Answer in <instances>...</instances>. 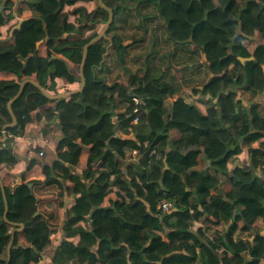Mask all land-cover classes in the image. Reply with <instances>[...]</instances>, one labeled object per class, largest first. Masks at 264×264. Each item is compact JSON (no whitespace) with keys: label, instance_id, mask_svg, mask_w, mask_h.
<instances>
[{"label":"trees","instance_id":"trees-1","mask_svg":"<svg viewBox=\"0 0 264 264\" xmlns=\"http://www.w3.org/2000/svg\"><path fill=\"white\" fill-rule=\"evenodd\" d=\"M64 1L76 3L79 0L27 2V12L33 17L16 28L9 40L0 41V71H13L20 78L19 82L0 80V137L4 135V126L13 122L9 102L18 93L22 79L34 74L48 91L58 93V77L66 76L70 83L78 79L72 64L81 65L85 45L98 31L72 42L60 35L75 33L80 26L92 28L109 19V12L100 5L92 9L82 6L74 12L81 14L77 24L64 11ZM104 3L114 9L115 16L107 36L89 46L83 91L53 100L30 82L23 94L12 102L18 121L7 128L10 136L0 147V264H7L9 260V245L18 224L24 226L16 231L9 264H24L26 259L38 262L49 245L41 240V235L49 236L54 231L50 220L38 211V197L32 187L37 180L28 179L27 171L15 178L6 170L7 165L18 163L12 142L15 136L24 134L35 110L44 120L57 115L67 142L80 146L75 153L60 152V159L54 160L52 166H44L47 183H60L59 179L64 178L69 181L68 195L78 194L75 205L67 212L64 231L68 240L55 249V263L67 264L70 259L71 264H121L120 258L134 251L140 264H156L157 261L160 264H196L193 253L198 247L205 264L261 263L264 235L260 232L253 243L235 241L231 238L233 227L225 237L220 235L214 243L208 244L202 239L208 228L194 231L192 227L202 213L201 206L210 203L214 224L229 222L240 210L245 213L248 224L257 230L264 229V207L262 210L256 207L264 202V181L261 182L254 172L255 167H264V154L252 147L254 141L264 137V105L253 102L245 108L238 98L240 91H237L240 89L250 101L260 94L254 84V70L257 58L264 54V43L255 50V60L243 62L239 56L252 55L241 40L258 35L264 39V8L261 6L264 0H104ZM1 4L4 10L0 11V33L4 28L6 32L12 30L15 25L10 23L14 17V1L0 0ZM152 28L158 32V39L150 42L162 47L164 33L166 42L173 41L178 46L194 44L206 54L210 73L216 77L223 74L218 76L223 90L218 100V117L204 114L196 104L183 97L168 105L167 98L188 80L177 81L172 77L156 84L154 75L159 62L155 59L146 76L131 78L130 85L134 88L117 81L109 83L99 76V70L105 68L111 45L116 49L114 60L119 65L125 63L136 49L129 47L132 38ZM240 28L239 39L229 44L224 42L228 48L223 47V36L235 34ZM49 41L54 43L52 47ZM68 45L73 47L69 49ZM149 46L141 53L134 52L132 57L144 64L143 55ZM181 52L189 57L182 47H177L172 56L179 58ZM21 58L25 59L24 63ZM135 97L141 102L137 103ZM48 101L55 103L53 108L39 109ZM157 107L163 108L164 113L156 112L154 108ZM136 117H139L138 123L134 120ZM141 124H146L148 129L143 130ZM223 125L232 135L229 134V138L216 133L223 131ZM118 132L121 135H116ZM132 132L136 136L128 137ZM238 137L250 138L245 145H250L253 154L251 167L233 169L231 190L225 195L216 193L214 190L220 185L219 170L225 175L229 173L226 166H220L228 158L215 157L222 156L225 140ZM83 150L88 155L83 172L78 173L73 166L81 164ZM135 151L141 152L140 157L129 164L126 175L125 161L133 158ZM203 152L216 167L208 174L197 168ZM166 163L168 167L164 168ZM111 193L120 200L104 208L105 197ZM164 199L174 201L176 210L163 212L161 202ZM87 215H90L92 233L100 241L96 250L98 261L90 255L81 254L72 259L66 254L73 244L69 239L77 235L80 236L78 247L91 246L86 239L87 229L81 224ZM166 227L174 233L169 243L157 248L154 243L150 251L141 250L138 239L142 232L152 235ZM104 228L112 231L109 237H103ZM222 247L233 250L235 258L217 252ZM166 248L176 253L167 255ZM245 251L250 252L252 260L246 262Z\"/></svg>","mask_w":264,"mask_h":264},{"label":"crops","instance_id":"crops-1","mask_svg":"<svg viewBox=\"0 0 264 264\" xmlns=\"http://www.w3.org/2000/svg\"><path fill=\"white\" fill-rule=\"evenodd\" d=\"M13 1H14V7L12 9V13L14 17L12 21H10V23L15 25L12 28V30L8 32L5 31V28L1 31L0 41L9 40L16 28H19L23 22L33 17L31 16V14L27 12V8H26L27 2L29 1L39 2L40 0H13ZM98 5H99L98 0H91V1L79 0L76 3L74 2L70 3L68 1L63 2L64 11L68 12L70 14L71 20H74L75 22H77V24H79L77 17H80L81 14L74 12L78 8L82 6H86L92 9L97 7ZM3 6L4 4L0 5V11L4 10ZM99 24H102V22L96 23V25L98 26ZM96 25H94V27L92 28L86 25L80 26L77 32L71 34L63 33L60 36H63L66 40L72 42L74 40L83 37H88L91 34L97 32L99 27H97ZM103 25L105 26L106 22H104ZM103 28L98 31V34L103 30ZM241 33L242 30L240 28L235 34L223 36L221 44L224 45L223 47L228 48L227 47L228 45H225L224 42L229 44L230 42L236 41L237 39H239L238 36ZM163 37L164 38H162L161 40L162 47H160L159 45H155L154 42H150V41H157L158 39V32L153 28L150 29L146 34L143 31L141 35L134 36L132 38V42L129 47H131L132 50H134L135 48L136 49L132 52V55L128 57L126 62L125 63L122 62L120 63V65L113 58L114 53H116V49L113 45H111L106 55L105 64H104L105 68L104 69L101 68L99 70V76L104 77L109 83L117 81L122 84L128 85L131 88H134L135 86L130 85L131 78L133 80L135 77L143 78L144 76H146L148 71L150 72V67L153 66V61L155 59L156 63L159 62V64L157 65V73L154 75V78L156 79V84H160L162 79L169 81L172 79V77H175L177 81H180L182 79L188 80V83H185L180 90L176 91V93L170 95L167 98L168 105L173 100H176L178 97H183L187 102L196 104L204 114L210 117H218L220 115V106L218 105V100L220 93L223 91L221 80L219 79L218 76L221 77L223 74L218 75L216 77L212 75L213 73H210L208 69L207 56L205 53H203L200 47L195 46L194 44H185V45L179 44L178 46V44H175V42L173 41L166 42V35L164 33H163ZM42 42L43 40L40 41L38 44L41 45ZM241 42L245 45V47H247V49L252 54L249 57L239 56L240 60L246 62L249 60H255L256 56L254 55V52L259 47L260 44L264 43V39L258 35L253 37H247L246 39L241 40ZM166 44L168 47H165ZM53 45L54 43H50L49 41V46L52 47ZM148 45H150L149 46L150 49H148L146 51V54L143 55V57L145 58L144 64L142 60L138 58L134 59L132 57L134 52L141 53L142 49ZM72 47H73L72 45H68L69 49ZM177 47H182L184 53L187 54L189 57L188 58L184 57L181 52L179 53V58H174L172 54ZM56 55L59 57L63 56L62 54L59 55L57 53ZM182 57L184 58V60L180 61V59H183ZM20 60L23 63L25 62V59L23 58H21ZM72 68L77 74L78 79L70 83L67 81L66 76L58 77L57 86H56L58 93H55V91H51V92L48 91V89L43 87L40 84V82L37 81V77L34 74L30 77H24L21 81V85L24 82H26L24 86V90H25L27 83L30 82L34 84L38 83L42 86V88H44L47 91L48 94L53 96L76 91L80 89L82 86L81 65L76 66L72 64ZM213 76L214 79L211 81L210 78H212ZM254 79H255L254 84L260 90V94L254 99V101H250L247 98H245V96L241 93V90L237 89V91H240L238 92V98L241 99L242 105H244L245 108L247 109L250 107V105L253 102L261 103L264 105V54H261L259 58H257V66L254 70ZM0 80H15L19 82L20 78L18 74L13 71H0ZM21 85L19 91L21 89ZM48 94H46L48 98L57 100L60 98L70 97L76 93H73L72 95L67 97H51ZM54 105L55 103L53 101H48L46 104L43 105V107L39 109H44L47 107L53 108ZM154 110L160 114L164 113L163 108L160 107L154 108ZM137 118L138 120L135 121L136 123L139 122V117ZM140 127L146 130L148 129L146 124H141ZM216 133H223L224 136L226 137L228 136V138L230 137L229 136L230 133L226 129V126H224L223 131L219 130ZM116 135H121V133L118 132ZM171 135L173 134L171 133ZM3 136L0 138H3ZM8 136L10 135L8 134ZM127 136L133 137L136 136V133L132 132ZM7 139L0 141V147L3 146V144L7 141ZM249 141H250L249 137H238L235 140L227 139L224 141V145L226 146V148L224 151L220 153L222 156L215 157V159L222 157L228 158V160H226L225 163H223V165L221 163L220 166L221 167L226 166L225 168L228 169L229 175H225L221 170H219L220 185L218 188L214 190V192L223 193L224 195L227 194V192L230 191L232 188L233 182L231 181V177L233 176L232 173L233 169H235L238 166H246L247 168L251 167L253 154L250 152L249 149L250 145H245V143ZM263 141H264V137L252 143V147L258 149L257 152L260 151L261 154H264V146H262V144L264 145V143H262ZM12 146L19 160L18 163L13 166L7 165L6 170L9 172L10 175H12L15 178H19L21 174L27 171L29 174L28 179L37 180L36 183L32 184V187L34 193L38 197V211L39 213H42L46 218L50 220L54 228V231L49 236L41 235V240L49 244L46 251H44V253L42 254L41 259L38 262H34L26 259L24 261V264H58L53 261L54 251L55 249L62 246L65 240H68L66 238L64 231L65 223L68 218L67 212L69 208L75 205V201L77 199L78 194L73 193L72 195H68L67 190L69 186V181L64 178L59 179L60 183H58L57 181H54L51 184L47 183L46 175L44 173V166L48 164L52 166L54 160L60 159L59 158L60 152L69 151L75 153V151H78L80 149V146H71L67 142L62 132V129L59 125V117L57 115L46 117V120H44V119H40L37 110L31 113L30 121L29 124L27 125L24 134L14 137ZM41 152H43V155H41ZM140 154L141 152L139 153L138 151H135L134 157L125 161L124 170L126 175L129 164H131L135 159L137 160L140 157ZM87 155L88 153L86 151L84 153L83 150L80 159L81 164L76 167L73 166V169H75L76 172L78 173L83 172L85 168V158L87 157ZM199 161H200L199 166L197 168L200 170H205L204 171L205 174L215 171L216 168L215 165H213L211 160L205 155V152H203L202 155H200ZM167 167L168 164L166 163L164 168ZM254 172L259 178V180L263 182L264 167L262 166L257 168L255 167ZM101 200H104V198H101ZM116 200H120V198H118V196L115 193H111L110 195L105 197V200L102 205L104 208L106 206H111V204ZM263 204L262 205L260 204L256 207L262 210V208L264 207ZM210 209H211L210 203H206L202 205L201 206L202 213L196 219L192 227L194 231H197L199 228L202 229L208 228L206 234L202 236L204 242L208 244L214 243L216 239L219 238L220 235L225 237L233 227L234 230L231 233L232 236L231 238H233L235 241L244 240L253 243L258 232L264 235V229L257 230L255 226H251L250 224H248L245 218V213H243L240 210L236 211L235 217L229 222L222 221L219 224H214V219L212 218ZM173 210H176L175 206H173V208L168 210L167 212H172ZM89 218L90 215H87L86 221L82 220L81 224L84 228L87 229L86 239L90 241L91 246L80 248L78 247L80 236L77 235L71 237L69 241H71L73 244L72 246L68 247V249L66 250V254L72 259L82 254V255H90L93 260L98 261V255L96 250L97 247L99 246L100 241L92 233ZM259 225H261V221L259 222ZM18 227L20 228V225H18L17 228ZM21 229H23V227L17 230L21 231ZM111 233L112 231L109 228H104L102 230L103 237H109ZM23 235H24L23 233H20L21 237H23ZM172 237H174L173 230L167 227L165 228V230L161 232L152 233V235H148L142 232L141 238L138 239V245L141 247L142 251L148 252L150 251L152 244L155 243L156 248L160 246H164L166 243L170 242ZM164 250H166L165 251L166 254L168 253L167 255L176 253V250H171V248L170 249L166 248ZM217 252H219L221 255L224 256L227 255L228 258L230 259H234L236 256L233 250L224 247L218 248ZM193 255L197 260L196 264H205V260L202 256L203 254L201 248L199 247L196 248ZM244 257L246 262L252 260V256L249 251L244 252ZM71 263L72 261L69 259L67 261V264H71ZM120 263L140 264V262L137 260L136 252L134 251H129L127 257L120 258ZM156 264H160V261H157ZM258 264H264V259H262V262Z\"/></svg>","mask_w":264,"mask_h":264},{"label":"water","instance_id":"water-1","mask_svg":"<svg viewBox=\"0 0 264 264\" xmlns=\"http://www.w3.org/2000/svg\"><path fill=\"white\" fill-rule=\"evenodd\" d=\"M98 2H99V5H100L102 8H104L105 10H107V11L109 12V19H108V21L106 22V25L104 26L103 30H102L99 34H97L95 37H93V38H92V39H91V40L85 45L83 61H82V64H81V77H82V86H81V88L78 89V90H76V91H72V92H68V93H64V94H59V95L53 96V95L48 94L47 91H46L44 88H42V86H41L40 84L36 83V84L42 89V91H43L44 93L48 94L49 96H51V97H67V96L72 95L73 93L81 92V91H83V89L85 88V86H86L85 64H86L87 57H88V49H89V46H90L91 44L95 43L96 41L100 40L101 38L107 36V31H108L109 28L111 27V25H112V23H113V20H114V15H115V14H114V10H113V8L107 6V5L104 3V0H98ZM261 6H262V8H264V4H263V3L261 4ZM22 24H23V23H22ZM22 24H21V25H22ZM21 25H20V27H21ZM28 81H31V80H28ZM25 83H26V82H24V83L21 85V89H20V91L18 92V94H17V95H16V96H15V97L9 102V107H10V110H11V112H12V114H13V122L4 126V136H3V138H0V141H3V140H6V139H7V137H8L7 128H8L9 126H11V125H15V124L17 123V121H18V120H17V117H16V115H15L13 109H12V102H13L15 99H17L20 95H22L23 90H24ZM0 181L2 182L1 179H0ZM2 186H3V184H2ZM3 192H4V195H5V189H4V187H3ZM5 199H6V197H5ZM18 225H20V228H22V227L24 226L22 223H21V224H18ZM20 228L18 227V228H16V229L13 231L12 241H11V243H10V245H9V260H8L7 264H9V262H10V260H11V257H12V256H11V247H12V244H13V242H14V238H15L16 231H17V229H20Z\"/></svg>","mask_w":264,"mask_h":264},{"label":"built area","instance_id":"built-area-1","mask_svg":"<svg viewBox=\"0 0 264 264\" xmlns=\"http://www.w3.org/2000/svg\"><path fill=\"white\" fill-rule=\"evenodd\" d=\"M135 100L137 103H140L141 100L138 97H135ZM138 118H135V121H137ZM4 131V130H3ZM41 155H43V152H41ZM174 206V201L170 200V199H164L161 202V208L163 209V212H167L168 210L172 209Z\"/></svg>","mask_w":264,"mask_h":264},{"label":"rangeland","instance_id":"rangeland-1","mask_svg":"<svg viewBox=\"0 0 264 264\" xmlns=\"http://www.w3.org/2000/svg\"><path fill=\"white\" fill-rule=\"evenodd\" d=\"M96 26L99 27L97 31H99L100 29H102V28L104 27L103 23H102V24H99V26H98V25H96ZM112 64H113V63H112ZM146 126H147V125H146ZM147 128H148V126H147ZM143 130H146V129L143 128Z\"/></svg>","mask_w":264,"mask_h":264}]
</instances>
